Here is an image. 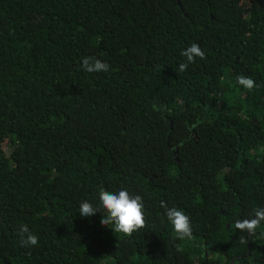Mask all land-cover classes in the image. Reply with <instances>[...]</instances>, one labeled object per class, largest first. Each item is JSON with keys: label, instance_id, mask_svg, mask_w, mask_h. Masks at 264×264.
<instances>
[{"label": "trees", "instance_id": "1", "mask_svg": "<svg viewBox=\"0 0 264 264\" xmlns=\"http://www.w3.org/2000/svg\"><path fill=\"white\" fill-rule=\"evenodd\" d=\"M192 43L205 58L180 72ZM86 57L109 70L84 71ZM102 189L140 195L147 227L81 216ZM256 208L264 0H0V264H264V222L235 227Z\"/></svg>", "mask_w": 264, "mask_h": 264}, {"label": "clouds", "instance_id": "2", "mask_svg": "<svg viewBox=\"0 0 264 264\" xmlns=\"http://www.w3.org/2000/svg\"><path fill=\"white\" fill-rule=\"evenodd\" d=\"M182 55L187 62L178 66L180 72L186 71L189 64L194 63L196 58H205V52L197 43H192L182 52ZM82 66L84 71L90 73L109 70L107 63L93 57L84 58ZM238 84L249 91L258 87L254 79L244 75L238 77ZM196 126V124L192 125L193 128ZM99 201L100 208L93 206L88 201H82L79 205V214L83 217H92L97 213H101V209H103V214L101 213L102 226H111L115 233H123L126 236H132L147 227L145 205L140 195L133 196L127 190H120L115 193L102 189L99 192ZM161 207L166 208L167 220L173 226L176 237L180 240L191 238L193 234L191 218L183 210L175 207L169 208L164 202H161ZM262 222H264V208H256L253 210L251 219L237 220L235 227L245 233L246 236H252L256 234ZM18 233L23 247H35L39 244L38 236L33 234L28 226L21 225ZM243 242L242 239L241 243Z\"/></svg>", "mask_w": 264, "mask_h": 264}]
</instances>
